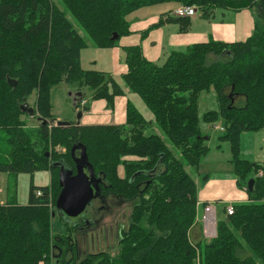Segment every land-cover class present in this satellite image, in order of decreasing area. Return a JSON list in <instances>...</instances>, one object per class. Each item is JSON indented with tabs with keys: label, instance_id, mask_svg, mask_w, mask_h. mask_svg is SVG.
I'll list each match as a JSON object with an SVG mask.
<instances>
[{
	"label": "trees",
	"instance_id": "16d2710c",
	"mask_svg": "<svg viewBox=\"0 0 264 264\" xmlns=\"http://www.w3.org/2000/svg\"><path fill=\"white\" fill-rule=\"evenodd\" d=\"M59 1L0 0V130L9 145L0 172L28 173L31 180L38 170L50 173L49 185L30 181L24 204L7 186L0 203V264H264V157L259 162L243 158L239 140L241 133L264 129V0ZM171 2L192 5L205 19L217 8L254 9V28L244 41L208 40L172 50L162 64L149 61L140 45L124 46L127 70L119 79L81 66L87 40L79 30L95 47L109 49L130 33L129 14ZM166 22L178 23L184 32L190 17L176 16L171 8L160 12L146 32ZM62 82L79 92L87 88L92 99H103L110 108L127 88L152 120L127 99L124 125L70 121L58 126L50 93ZM211 90L217 109L200 118V93ZM80 94L75 108L86 98ZM32 95L36 109L30 115L21 105ZM26 118L37 124L28 125ZM201 122L222 128L216 129L221 132L215 147L228 144L227 161L248 197L217 219L215 235L204 245L190 237L198 222V185L191 171L198 172L210 151ZM152 124L165 138L147 132ZM57 161L73 173L82 164L106 183V191L132 204L115 253L77 258L70 233L85 221L68 225L69 236L53 234L50 202L54 207L61 189L59 167L52 166ZM100 190L104 193V186Z\"/></svg>",
	"mask_w": 264,
	"mask_h": 264
},
{
	"label": "rangeland",
	"instance_id": "374dc122",
	"mask_svg": "<svg viewBox=\"0 0 264 264\" xmlns=\"http://www.w3.org/2000/svg\"><path fill=\"white\" fill-rule=\"evenodd\" d=\"M56 4L60 5L59 0H52ZM175 4L164 3L156 6L144 7L139 10H136L127 16L129 20L130 26H134L137 19H144L145 21H149L154 18V15H158L160 11H168ZM229 9L217 8L214 13L216 17H224L228 16L227 13ZM254 16L256 15V11L252 9L251 11ZM200 12H196V16H199ZM73 25L78 28V24L74 19H71ZM196 29V27H195ZM79 32L83 35V37L87 40V47L82 49L80 56L81 66L85 69H97L104 71L106 68L110 67V54L109 50L103 48H97L94 46L92 42L88 40V37L83 33V31L79 30ZM161 64V63H158ZM109 74V73H108ZM86 93V98L88 99L87 107L90 110L95 112L96 108L94 107V103L98 100L92 99L90 97V91L87 88H83ZM76 90L69 87V85L65 82L60 83L59 85L53 87L50 93V102L52 104V111H61L64 109H70L71 107V118L69 121H78L75 119V113H73V105L72 98L75 96ZM187 93V92H186ZM72 94V95H71ZM124 98L132 100L135 105L143 112L145 118L148 121L152 120V115L149 110L146 108L142 100L135 94L130 91H127L124 95ZM35 95H32L29 98L28 106L36 109L34 107ZM55 106V108L53 107ZM217 101L215 97V93L213 90L209 92H201L198 101V113L201 118L202 114L209 110L217 109ZM115 109V103L113 106L104 107V110H108V114H112V111ZM80 110H77V112ZM76 112V113H77ZM77 115V114H76ZM97 115V114H95ZM28 125L34 126L37 124V119L29 118L25 119ZM85 123V122H84ZM117 125H124L125 120L121 122H113ZM218 125H221V121L217 122ZM200 127L204 136H208L209 138L206 140V144L210 148L208 154L202 159L200 163V167L198 172H192V175L196 178V181H199L198 189L204 183L211 181H218L219 179H228L235 178L230 163L227 161L230 157L228 144L222 143L219 148L215 147L217 145L216 137L219 135L221 131L214 129L211 125L205 124L203 122L200 123ZM156 128V129H155ZM148 133L155 132L160 134L162 137L163 134L155 125H150L147 129ZM165 138V137H164ZM240 146H241V156L243 158L249 159L251 161H261L264 157V129L257 132H244L240 135ZM9 149V145L7 142L6 133L0 130V158L3 162H6V157L4 155L5 151ZM177 152V149H175ZM209 174L208 179H205L204 175ZM7 179V184L9 187V192L16 191L18 202L24 204L27 202L29 183L32 181L35 185H49L50 183V173L45 170L36 171L31 180V176L28 173H1L0 172V187L1 199L5 201L6 199V188L4 184L3 178ZM0 188V189H1ZM237 188L240 187L237 185ZM242 189V188H240ZM110 204L113 206V210L105 213L104 217V208L97 210L96 212L89 207H86L85 211L82 213L81 218H89L86 219L87 223L93 222V219L97 220V224L94 226L90 233H82L81 239H78V246L76 251V256L78 259L83 258L89 253L104 251L108 253H115L117 251L118 239L121 237V230L124 226L128 225L129 213L131 208L130 202H124L118 204L117 202L110 200ZM95 206H97L95 204ZM51 212L54 211L52 216V232L57 236H69L71 234L72 238H76L79 231L72 228L71 233L67 232V226L74 225L79 219L74 218H63L59 212L56 210L55 206L50 207ZM226 210V209H225ZM198 215H201V207L197 208ZM226 215V211L222 212L221 207L218 206L216 211L217 219L223 218ZM195 225L202 226L200 221H196ZM194 225V226H195ZM70 233V234H68ZM203 237V236H202ZM205 241H207L206 237H203L200 241V244L204 245ZM55 264V263H54Z\"/></svg>",
	"mask_w": 264,
	"mask_h": 264
},
{
	"label": "crops",
	"instance_id": "0c3cea01",
	"mask_svg": "<svg viewBox=\"0 0 264 264\" xmlns=\"http://www.w3.org/2000/svg\"><path fill=\"white\" fill-rule=\"evenodd\" d=\"M177 6L178 5H174L171 7L173 11ZM251 11L252 9H242L239 11L229 9L227 11L229 14L228 16L216 17L214 13L209 19L203 18L200 14L199 16H196L195 14L190 17L189 28L184 32L179 31L178 23L174 22H166L162 26L150 29L146 32L148 27L157 21L159 13L158 15H154V18L149 21L137 19L134 26H130V23L132 22H129L130 33L120 37L116 46L107 49L110 51V67L106 68L104 71L117 79L120 78L121 74L126 72L127 68L124 63V51L122 47L128 45H140L144 56L149 61L156 64H162L172 50L184 49L193 43L208 40H219L225 42L244 41L251 35L254 28L255 16ZM163 18H166V16H163ZM81 91L83 93L85 92L83 88ZM127 91L128 90L126 88L125 93ZM80 92L76 90V93L74 94L75 96L72 98L73 113H75L74 118L76 119L77 110L82 112L79 121L80 124H110L125 120L126 98H124L123 95L115 98V109L112 111V114H108V110H104L106 102L103 99H98V101L94 103L96 110L93 113V111L87 107V98L84 99V105H80L78 108L74 107V104L78 99L77 97H80L81 95ZM53 107L55 108L54 105ZM85 107L88 109L84 111ZM52 114L54 115V118H56V121L70 120L69 118H71L72 115L71 107L70 109H64L61 111H52ZM204 177L205 179H208L209 174H205ZM7 179V177L6 179H2L4 180L6 189L8 186L6 185ZM196 182L197 185H199V181ZM0 190H2V188ZM247 198L246 191L244 189L237 188L235 178H228L225 180L219 179L218 181L209 180L198 189V206L201 207V213L205 205L213 204L215 216L218 206L221 207L224 214L226 206L229 204L233 205L238 202H245L247 201ZM3 202L4 201L1 199L0 193V203ZM202 236V226L195 225L191 228L190 237L193 241L200 242L204 237Z\"/></svg>",
	"mask_w": 264,
	"mask_h": 264
},
{
	"label": "water",
	"instance_id": "95a60500",
	"mask_svg": "<svg viewBox=\"0 0 264 264\" xmlns=\"http://www.w3.org/2000/svg\"><path fill=\"white\" fill-rule=\"evenodd\" d=\"M117 36H114L116 38ZM8 83L11 86L16 84V81L9 80ZM21 109L30 115L34 114V109L28 106L27 103L21 105ZM82 112L78 111L76 124H79ZM58 126H68V121H57ZM85 150L83 148L81 159L84 162ZM53 167H59V186L61 187L60 192L56 199L55 208L61 216L67 218H75L81 215L88 203L91 201L94 195L98 192L99 178H96L94 174L89 171H84V166L81 164L76 165V172L73 173L71 169H68L62 162H54ZM252 180L248 181L249 189H252ZM54 214V211L52 215Z\"/></svg>",
	"mask_w": 264,
	"mask_h": 264
},
{
	"label": "built area",
	"instance_id": "2783aa9c",
	"mask_svg": "<svg viewBox=\"0 0 264 264\" xmlns=\"http://www.w3.org/2000/svg\"><path fill=\"white\" fill-rule=\"evenodd\" d=\"M195 8L192 5H179L177 6L174 11L173 14L176 16H188V17H192L195 14ZM85 104V100H82L79 104V106L84 105ZM56 124V122H55ZM215 129H222L219 126H215ZM261 174V172H260ZM36 195L39 196L41 195V191H37ZM50 207H52L51 202H50ZM226 210V214H232L234 209H233V205L229 204L228 206H226L225 208ZM198 221H200L202 223V234L204 237H206L207 239H210L211 237H213L215 235V231H216V216H215V209L213 204H207L204 206L201 215H198L197 217Z\"/></svg>",
	"mask_w": 264,
	"mask_h": 264
},
{
	"label": "flooded vegetation",
	"instance_id": "af4514ba",
	"mask_svg": "<svg viewBox=\"0 0 264 264\" xmlns=\"http://www.w3.org/2000/svg\"><path fill=\"white\" fill-rule=\"evenodd\" d=\"M84 171L87 172V170L85 168H84ZM100 186H104V193L101 192ZM105 187H106V183L105 182L103 183L101 181V179H100V181L98 182V192L96 193V195L93 196L91 201L88 203L89 207H92V209L95 212L97 210H100V209L104 208V217H105V213L106 212L108 213L109 211H111V209L113 210V208H112L113 206L110 204V200H113V201L117 202L118 204H120V203H122V201H124V200H121L120 198L116 197L115 195L109 193L108 191H106ZM95 204L97 206H95ZM62 217L65 218V219H68L67 217H64V216H62ZM80 217H82V214L77 216V217H75L74 219H79ZM86 219L89 220V218H81V219H79L77 221V222L85 221V223L83 224L84 226L79 227V229H80V230H78L79 234H77L76 238H71L72 240L77 242V246H78V242H79L77 238L80 237V239H81V235L84 232L87 233V234L90 233L92 228H93V225L95 226L97 224V220L96 219H93V222H90V223H87Z\"/></svg>",
	"mask_w": 264,
	"mask_h": 264
},
{
	"label": "clouds",
	"instance_id": "9594fccd",
	"mask_svg": "<svg viewBox=\"0 0 264 264\" xmlns=\"http://www.w3.org/2000/svg\"><path fill=\"white\" fill-rule=\"evenodd\" d=\"M197 217H198V214H197ZM216 232V231H215Z\"/></svg>",
	"mask_w": 264,
	"mask_h": 264
}]
</instances>
